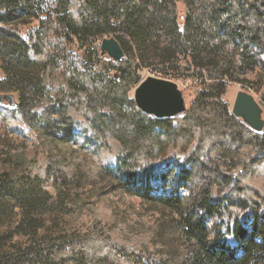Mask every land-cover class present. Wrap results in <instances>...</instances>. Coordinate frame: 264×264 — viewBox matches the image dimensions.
Segmentation results:
<instances>
[{
    "label": "trees",
    "instance_id": "obj_1",
    "mask_svg": "<svg viewBox=\"0 0 264 264\" xmlns=\"http://www.w3.org/2000/svg\"><path fill=\"white\" fill-rule=\"evenodd\" d=\"M0 71L1 108L37 143L0 156V264H264V129L223 99L237 83L264 107V0H0ZM144 72L193 81L183 115L137 108ZM78 108L99 146L120 144L115 166L93 170ZM107 195L138 199L135 220L104 214Z\"/></svg>",
    "mask_w": 264,
    "mask_h": 264
},
{
    "label": "rangeland",
    "instance_id": "obj_2",
    "mask_svg": "<svg viewBox=\"0 0 264 264\" xmlns=\"http://www.w3.org/2000/svg\"><path fill=\"white\" fill-rule=\"evenodd\" d=\"M177 9L181 12H184V5L182 2L177 3ZM29 27L22 28V33L25 34ZM152 75L149 72H144L143 77ZM153 76V75H152ZM3 77L2 72L0 71V79ZM163 78V77H161ZM169 79V78H166ZM176 82L184 94L185 100L187 102L191 99V92L189 88L193 81L191 79L187 80H177V79H169ZM56 81H53L55 83ZM239 84L237 83H229L225 94L223 95L224 101L227 103L228 108H231L233 98L235 93L242 89ZM249 91V90H248ZM253 94L257 102L260 104L259 97L257 94L249 91ZM15 100H17V94L12 92ZM130 96L132 97V91L130 92ZM263 108V116H264V107L260 104ZM71 116L74 120L73 125V132H74V140L85 146V149L91 153L94 157V166L93 170L96 171L97 168H103L106 166H115L116 160L121 153L120 144L113 138H109L105 145L99 146L98 142L94 140L91 136V132L89 129V125L86 120V112L83 108L72 109ZM28 143L27 145L31 147L32 145H36L35 136L32 130L27 127L22 118L19 114V111L16 109L11 114L7 110H3L0 106V156L3 155L5 152H13L17 149H20L24 146V143ZM46 189L50 192H53V188L51 186V179H46L45 182ZM101 210L104 214L109 215L110 212H117L124 213L126 219H133L135 220V216H133L132 212L139 209V200L136 198H128L124 197L123 200L116 198L115 196L107 195L104 198L103 203L101 204ZM245 213L241 217L243 219ZM224 221H227V217H224ZM126 225V224H124ZM124 230H122V229ZM117 230L118 236H120V240L123 244L127 245L130 248H139L140 246L148 243V238L150 237L149 232L147 229H139L136 231L128 232L129 230L125 229L123 225ZM226 240L229 241L231 244H234V240L231 235L226 236ZM151 251H154L152 246H150Z\"/></svg>",
    "mask_w": 264,
    "mask_h": 264
},
{
    "label": "water",
    "instance_id": "obj_3",
    "mask_svg": "<svg viewBox=\"0 0 264 264\" xmlns=\"http://www.w3.org/2000/svg\"><path fill=\"white\" fill-rule=\"evenodd\" d=\"M100 49L102 54H107L112 60H118L122 56V49L113 37L104 38ZM9 97L12 101V97ZM132 98L141 112L158 119L181 116L187 110L184 94L178 84L152 75L145 76L138 82L132 89ZM229 110L252 130L263 131V108L247 89L242 88L235 93Z\"/></svg>",
    "mask_w": 264,
    "mask_h": 264
},
{
    "label": "bare ground",
    "instance_id": "obj_4",
    "mask_svg": "<svg viewBox=\"0 0 264 264\" xmlns=\"http://www.w3.org/2000/svg\"><path fill=\"white\" fill-rule=\"evenodd\" d=\"M186 103H187V101H186Z\"/></svg>",
    "mask_w": 264,
    "mask_h": 264
}]
</instances>
